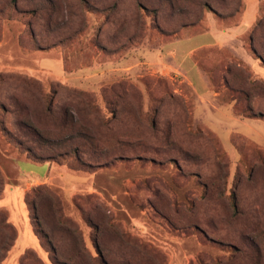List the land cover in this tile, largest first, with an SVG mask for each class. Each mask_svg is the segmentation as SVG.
Segmentation results:
<instances>
[{
    "label": "rangeland",
    "instance_id": "rangeland-1",
    "mask_svg": "<svg viewBox=\"0 0 264 264\" xmlns=\"http://www.w3.org/2000/svg\"><path fill=\"white\" fill-rule=\"evenodd\" d=\"M0 264H264V0H0Z\"/></svg>",
    "mask_w": 264,
    "mask_h": 264
},
{
    "label": "trees",
    "instance_id": "trees-1",
    "mask_svg": "<svg viewBox=\"0 0 264 264\" xmlns=\"http://www.w3.org/2000/svg\"><path fill=\"white\" fill-rule=\"evenodd\" d=\"M233 205L235 207L237 206L236 201L233 202ZM31 206H32V214H33L32 217H33V221H34L36 231L47 243V245L49 247V252L52 254V256H56L58 254L57 248H56L55 244L53 243L49 233L43 227L42 220L40 217V213L38 210V206L36 205V203L34 201L31 202ZM44 217L47 220V222L52 226V228L55 229L56 224L54 221H52V218H49L48 216H44Z\"/></svg>",
    "mask_w": 264,
    "mask_h": 264
}]
</instances>
